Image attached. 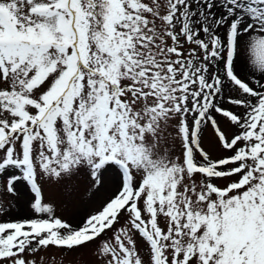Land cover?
<instances>
[{"label":"snow or ice","instance_id":"obj_1","mask_svg":"<svg viewBox=\"0 0 264 264\" xmlns=\"http://www.w3.org/2000/svg\"><path fill=\"white\" fill-rule=\"evenodd\" d=\"M105 175L78 228L44 201ZM22 187L34 218L3 219ZM92 245L97 264H264V0H0V264Z\"/></svg>","mask_w":264,"mask_h":264},{"label":"rangeland","instance_id":"obj_2","mask_svg":"<svg viewBox=\"0 0 264 264\" xmlns=\"http://www.w3.org/2000/svg\"><path fill=\"white\" fill-rule=\"evenodd\" d=\"M203 147L210 152L213 158L222 155L216 147L215 137L210 128L204 134ZM87 185L88 181L83 177L76 183L75 192L71 189L66 191L59 185L43 183L44 201L53 206L56 217L78 228L87 216L99 211L103 203L116 191V185L108 175H105L103 186L99 190L89 188ZM19 193L18 197L10 201V216H5L3 219L34 218L35 213L29 207V201L32 198L30 191L22 187ZM8 203L9 201L5 200V204ZM94 247L92 245L67 251L50 246L40 255L44 257L43 264H97Z\"/></svg>","mask_w":264,"mask_h":264},{"label":"bare ground","instance_id":"obj_3","mask_svg":"<svg viewBox=\"0 0 264 264\" xmlns=\"http://www.w3.org/2000/svg\"><path fill=\"white\" fill-rule=\"evenodd\" d=\"M25 190V189H24Z\"/></svg>","mask_w":264,"mask_h":264}]
</instances>
